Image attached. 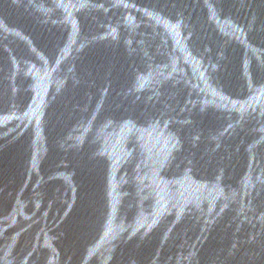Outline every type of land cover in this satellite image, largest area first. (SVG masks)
<instances>
[{
    "label": "water",
    "instance_id": "obj_1",
    "mask_svg": "<svg viewBox=\"0 0 264 264\" xmlns=\"http://www.w3.org/2000/svg\"><path fill=\"white\" fill-rule=\"evenodd\" d=\"M0 264H264V0H0Z\"/></svg>",
    "mask_w": 264,
    "mask_h": 264
}]
</instances>
